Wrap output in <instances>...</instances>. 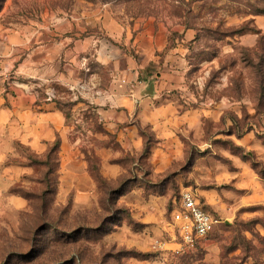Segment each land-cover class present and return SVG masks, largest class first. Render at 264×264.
Here are the masks:
<instances>
[{
	"label": "rangeland",
	"instance_id": "obj_1",
	"mask_svg": "<svg viewBox=\"0 0 264 264\" xmlns=\"http://www.w3.org/2000/svg\"><path fill=\"white\" fill-rule=\"evenodd\" d=\"M41 2L6 0V21L18 23ZM43 3L107 5L126 18L196 28L189 78L202 77L203 95L218 104L183 129L171 161L158 163L149 127L141 151H123L88 110L72 114L66 98L60 107L84 168L64 161L59 133L28 140L21 115L0 94V264H264V29L255 22L264 17V0ZM244 33H252L253 45L240 43ZM104 156L120 164L116 177L101 170ZM186 189L218 219L193 247L179 245L172 216Z\"/></svg>",
	"mask_w": 264,
	"mask_h": 264
},
{
	"label": "crops",
	"instance_id": "obj_2",
	"mask_svg": "<svg viewBox=\"0 0 264 264\" xmlns=\"http://www.w3.org/2000/svg\"><path fill=\"white\" fill-rule=\"evenodd\" d=\"M40 2L16 24L6 21L8 3L0 11V94L21 115L27 139L59 133L64 161L86 167L60 107L67 98L72 114L88 110L123 151H141L142 129L149 127L156 139L152 161H171L183 129L218 104L203 95L202 77L189 78L199 31L154 16L126 18L107 5L69 9ZM255 22L264 29V17ZM253 40L252 33L240 36L245 46ZM101 170L116 177L120 164L104 156Z\"/></svg>",
	"mask_w": 264,
	"mask_h": 264
},
{
	"label": "built area",
	"instance_id": "obj_3",
	"mask_svg": "<svg viewBox=\"0 0 264 264\" xmlns=\"http://www.w3.org/2000/svg\"><path fill=\"white\" fill-rule=\"evenodd\" d=\"M172 216L178 228L181 247H193L209 237L218 223L216 216L190 189L181 192Z\"/></svg>",
	"mask_w": 264,
	"mask_h": 264
},
{
	"label": "trees",
	"instance_id": "obj_4",
	"mask_svg": "<svg viewBox=\"0 0 264 264\" xmlns=\"http://www.w3.org/2000/svg\"><path fill=\"white\" fill-rule=\"evenodd\" d=\"M5 2H6V0H0V11L2 10V8H3L4 4H5ZM52 2L55 3L56 0H55V1L52 0ZM122 192H123V191H122ZM120 194L122 195L123 193H120Z\"/></svg>",
	"mask_w": 264,
	"mask_h": 264
}]
</instances>
